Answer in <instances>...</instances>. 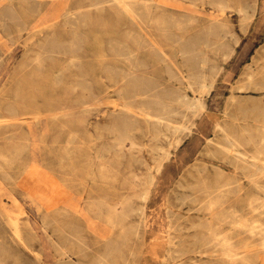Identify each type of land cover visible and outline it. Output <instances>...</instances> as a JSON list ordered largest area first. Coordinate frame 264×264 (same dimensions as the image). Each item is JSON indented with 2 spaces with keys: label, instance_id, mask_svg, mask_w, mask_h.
Returning a JSON list of instances; mask_svg holds the SVG:
<instances>
[{
  "label": "rangeland",
  "instance_id": "rangeland-1",
  "mask_svg": "<svg viewBox=\"0 0 264 264\" xmlns=\"http://www.w3.org/2000/svg\"><path fill=\"white\" fill-rule=\"evenodd\" d=\"M38 1L43 8L32 16L26 0H0V149L27 145L17 163L19 168L16 165L4 167L0 159V213L6 212L14 218L19 230L18 235L14 234L0 214V264H63L68 259L82 264H171L168 255L176 251H182L181 264H199L192 262L201 259L206 264H222L210 257V250L203 258L198 253L202 232L208 223L216 220L205 210L204 190L226 180L235 182L232 186L241 181L242 190L229 197L238 199L237 209L242 214H256L249 206V202L253 204L251 206L255 202L249 199L254 195L264 196L242 178L241 174L245 172L234 169V160L228 159L222 151L219 153L216 142H222V136L215 129V125H222L241 144L245 141L240 148L246 149H252L251 143H246L249 137L254 140L264 135V121L255 112H246L244 117L237 107L242 101L258 100L260 91L245 85V72L248 68L254 69L262 55L264 0H225L226 6L222 10L206 4L202 11L200 7L188 11L192 25L198 24L205 14H220L230 29L228 48L223 54L213 56L212 61L218 69L207 93L193 94L184 88L190 97L201 96L205 106L198 115L193 116L190 112V134L181 132V139L174 137L165 145L168 158L161 162L159 171L151 172L153 179L148 188L144 219L146 230L142 232L139 228L137 236L131 231L128 233L132 220L122 215L124 204L129 202L123 171L117 172L116 181L112 178L114 163H120L118 166L122 170L131 149L125 142L121 147L122 156L115 155L119 145H114V131L120 133V129L113 128L108 114L119 108L121 100L114 92L113 82L103 71L98 78L93 76L95 62L99 60L100 68L103 63L120 64L121 57L113 55L114 52H123L125 44L132 47L136 44L130 39L125 43L124 36L119 37L122 43L111 41L116 36L112 27L100 26L92 31L87 26L81 28L85 30L81 37L87 46L83 53L89 58H83L78 69L49 58L33 59L30 49L43 34L54 31L60 38L70 36L58 12L52 13L53 3L56 8L72 12L77 4L86 6L88 2ZM255 1L254 11L248 9V16L244 17L240 12L241 5L252 6ZM9 3L14 16L5 10ZM29 19V25L33 26L31 32L23 29L20 36H16V24ZM122 27L127 28L128 23ZM147 29L153 35L158 34L155 25ZM8 32L12 37L7 35ZM99 45L104 49L98 50ZM161 45L163 51L171 53L167 43ZM100 52L103 57L96 56ZM138 52V56L144 58L148 50L142 45ZM36 65L40 69L37 70ZM239 85H245L247 89L240 90ZM82 86L86 89H81ZM231 95H234L233 100ZM10 106L19 113L17 118L12 116ZM33 108L42 112V120L38 121L26 112H32ZM63 108L68 109L70 115L52 121ZM242 115L248 119L247 125L233 122ZM15 119L25 134L14 125ZM29 127L35 136H29ZM210 139L212 142L208 141ZM67 142L71 149L68 155L63 152ZM144 157L149 158L147 154ZM100 165L107 167V179L101 178ZM14 196L17 204L12 203ZM261 219L264 221V216ZM169 232L172 238L175 237L176 246L179 244L171 252L166 243ZM234 236L242 242H249L247 239L251 238L245 233ZM251 239L250 261L252 258L258 261L264 252L257 245V237ZM61 248L69 258L61 254Z\"/></svg>",
  "mask_w": 264,
  "mask_h": 264
},
{
  "label": "bare ground",
  "instance_id": "bare-ground-1",
  "mask_svg": "<svg viewBox=\"0 0 264 264\" xmlns=\"http://www.w3.org/2000/svg\"><path fill=\"white\" fill-rule=\"evenodd\" d=\"M183 1L185 0H88L86 6L79 3L72 12L64 11L61 7L56 8V3H53L52 13L58 12L57 15L62 18L61 22L70 32V36L60 38L54 34V31H50L35 41V47L30 49V52L33 53V59L49 58L78 69L82 59L89 58L86 51V55L83 53L87 46L84 44L86 41L82 40L81 37L85 31L81 29L82 27L87 28L88 26L91 27V30L100 26L112 27L111 31L116 36L111 38V41L116 44L122 43L123 41L119 37L124 36L125 43L126 39H130L136 44L135 47L125 44L123 52H119V50L114 52L113 55L121 57L120 64L103 63V67L100 68L97 64L99 63L98 60L97 63L95 62V68H93V76L97 78L100 71L106 74L107 79L113 82L114 92L121 100V104L118 105L119 108L108 114L111 116L110 123L113 128L120 129V133L114 131V145H119V149L115 150V155L116 157L122 156L121 147L124 146L125 142L127 145L129 144L131 149L127 153L126 164L123 169L120 170L118 166L120 163L115 162L113 173H111L114 181L117 179L118 171L124 173L123 184L129 190V202L124 204L122 215L129 216L132 220L131 227H129L131 230H128V233L131 231L134 236H137L136 232L139 228L142 229V232L146 230L144 219L149 199L148 188L153 179L151 172L154 169L159 171L161 162L168 158L165 145L170 144L174 137L181 139L179 137L181 132L190 134V112L192 111L193 116H195L204 109L205 105L201 96L193 95L190 97L184 88L189 89L193 94L207 93L218 69L212 61L213 56L223 54L228 48L227 35L230 34V29L225 21L220 18V14H205L198 24L192 25V17L188 12L199 7V10L202 11V7L206 4L214 9L222 10L226 6L225 0H187L185 1L187 4ZM26 4L31 9L32 16L43 8L42 3L38 0H26ZM5 7V10L14 16L11 13L13 11L11 3ZM255 7L256 1L252 6L243 4L240 7V12L246 17L248 16V9L254 11ZM83 8L87 9L83 10ZM104 19L107 21L105 22ZM29 21L31 20L16 24L14 31L16 36L19 37L23 29L31 32L33 26L29 25ZM126 23H128V27L124 29L122 26ZM151 25H155L158 30L157 35H153L148 29L146 30ZM7 35L12 37V33L8 32ZM161 43H167L166 46L170 48L171 53L163 51ZM142 45L148 50L144 58L138 56V50ZM99 48L100 50L104 49L101 45H99L98 50ZM111 49H114L113 45ZM96 56L103 57L104 54L100 52ZM147 59L151 60L148 61ZM259 60L255 62L254 69L248 68L245 72V85L260 91L258 92V100L242 101L237 107L239 111L244 113V117L246 112H255V115L264 121V46ZM35 68L40 69L37 65ZM54 74L57 77L58 73L55 72ZM245 85H239V89H247ZM81 89H86V87L82 86ZM100 90L102 92L101 88ZM230 99L233 100L234 95H231ZM81 103L84 104L85 102ZM8 108L12 116L17 118L19 113L16 112V109L11 106ZM61 110L62 112L59 113L58 117L53 116L52 121L67 118L70 115L68 109L63 108ZM26 112L33 114V117L38 121L42 120L41 111H38L37 108H33L32 112ZM243 115L242 118H236L233 122L240 121L243 123L242 125H247L248 119L243 118ZM16 120H14V125L21 128L22 133L25 134L23 127ZM28 129L29 136H35V132L30 130V127ZM215 129L222 136V142H216L217 149H220V151L218 150L219 153L222 151L228 159L234 160L237 163L234 162V169L245 172V174H241L242 178L264 193V135L259 139L256 138L257 140L255 138L253 140L252 136V138L249 137L246 143H251L252 149H246L240 148L245 141L241 144L237 137L232 136L222 125H215ZM208 141L212 142V139ZM68 145L69 142L63 151L66 155L71 153ZM26 146L17 144L13 149L9 148L6 152L0 153V159L4 162L3 166L12 167L16 165V168H19L17 163L21 161L20 156ZM145 154L149 156L148 159L144 157ZM107 170V167L99 166L101 178L107 179L109 177L108 174L105 175ZM91 176L94 184V176L92 174ZM234 183L231 180H226L215 187L204 190L206 193L204 197L205 210L208 211L209 217H215L216 220L212 224L211 222L208 223L202 232L199 239V257L203 258L210 250V257L222 262V264H264V256L258 261H255L254 258L250 261L249 255L252 236L257 237L255 239L257 245L264 252V221L261 219L264 216V196L254 195L249 199V201L255 202L254 206H251L253 204L249 202V206L256 211V214H242L237 209L238 199L231 200L229 196L242 190L244 185L240 181V184L232 186ZM128 197L126 196V198ZM12 198V203L17 204L15 196ZM0 214L11 231L18 235L16 220L6 212ZM168 229L170 231V224ZM239 233L250 235L251 238L247 239L249 242H242L234 236ZM167 234V248L169 251L174 250L176 244L173 240L175 237L172 238L170 232ZM60 250L62 255L69 258L64 248ZM111 253L113 252L111 251ZM168 256L172 260L171 264H181L182 251H176L173 255L169 254ZM201 260H195L192 263L206 264L204 259ZM63 264L82 263L68 259Z\"/></svg>",
  "mask_w": 264,
  "mask_h": 264
},
{
  "label": "crops",
  "instance_id": "crops-1",
  "mask_svg": "<svg viewBox=\"0 0 264 264\" xmlns=\"http://www.w3.org/2000/svg\"><path fill=\"white\" fill-rule=\"evenodd\" d=\"M9 148L13 149V147H9ZM9 148L0 149V153H2L3 151H5V152H6V150H7V149H9Z\"/></svg>",
  "mask_w": 264,
  "mask_h": 264
}]
</instances>
